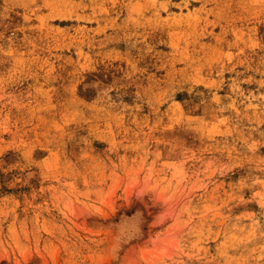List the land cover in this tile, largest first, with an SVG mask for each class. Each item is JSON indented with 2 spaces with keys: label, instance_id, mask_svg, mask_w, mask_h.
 <instances>
[{
  "label": "rangeland",
  "instance_id": "obj_1",
  "mask_svg": "<svg viewBox=\"0 0 264 264\" xmlns=\"http://www.w3.org/2000/svg\"><path fill=\"white\" fill-rule=\"evenodd\" d=\"M262 130L264 0H0V264H264Z\"/></svg>",
  "mask_w": 264,
  "mask_h": 264
},
{
  "label": "snow or ice",
  "instance_id": "obj_2",
  "mask_svg": "<svg viewBox=\"0 0 264 264\" xmlns=\"http://www.w3.org/2000/svg\"><path fill=\"white\" fill-rule=\"evenodd\" d=\"M177 131L178 130L174 131L173 135H175ZM252 147L253 149L258 147V148H261V150H264V130H262L259 140L254 141ZM218 254L222 255L221 253H218ZM138 264H140V262H138ZM221 264H223V262H221Z\"/></svg>",
  "mask_w": 264,
  "mask_h": 264
}]
</instances>
